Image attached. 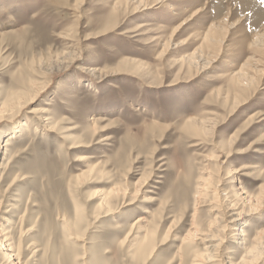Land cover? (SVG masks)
Masks as SVG:
<instances>
[{"label": "rangeland", "instance_id": "374dc122", "mask_svg": "<svg viewBox=\"0 0 264 264\" xmlns=\"http://www.w3.org/2000/svg\"><path fill=\"white\" fill-rule=\"evenodd\" d=\"M263 32L264 0H0V226L18 264H192L212 250L195 228L242 259L222 213H249L245 248L264 229Z\"/></svg>", "mask_w": 264, "mask_h": 264}, {"label": "bare ground", "instance_id": "6f19581e", "mask_svg": "<svg viewBox=\"0 0 264 264\" xmlns=\"http://www.w3.org/2000/svg\"><path fill=\"white\" fill-rule=\"evenodd\" d=\"M168 1L169 0H159V3L160 2L164 3ZM252 45L264 49V32L260 35H256L255 40L252 42ZM245 65H247V63ZM257 73L260 72L256 71V74ZM236 74L237 76L234 79L237 81V85L239 84L240 87H244V86L248 87L250 84L253 83V78L247 77L243 69H239V71L235 73V75ZM260 75H263V73L261 72ZM193 130L194 129L192 128V133H194V135L196 136L197 131L194 132ZM206 180L209 179H205L204 181ZM247 198H250L249 195H247ZM256 198L258 199L259 197ZM256 203H258V200ZM223 210L224 211L222 215L224 217L226 216L225 218H227L225 219L226 226H223V228L227 229L231 233V235L228 236L232 237L233 243L235 245L243 246L242 248H240L244 252L242 259H240L238 262L235 263L233 259L230 257L229 253L221 252L220 248H221V244L224 242L223 239L221 238L217 239L219 238L217 236L212 237L213 234H211V237L207 236L199 228H195V230H193V234H191V232L188 233L191 240L199 241L200 243H202L204 249L206 250H208L209 248H211L212 250L211 252L207 253L206 256L203 254L194 255L192 264H209L211 262H214V264H259L264 257V229L258 233L256 238L254 239V243L252 244V246L245 248L246 247L245 239H244L245 235L243 234V231H239L238 228H239V224L241 223V221L244 220L245 216H249V213H244L243 211H240L237 214L235 213L231 214L233 211L237 210L236 203L234 202H229L228 204L223 206ZM250 210L251 212L255 213L258 209L253 207V209L251 208ZM13 224L14 222L11 219H6V223L2 227L0 226V252L3 256H5V253H7V256L5 257L9 261V264H18L19 254L18 251L13 246L11 242L13 239L10 236L11 225ZM213 226L214 225H210L209 228H212ZM216 232L219 233V230H216ZM153 233H154L153 230H147L145 232V236L142 238L140 244L138 245V249H137L138 255H145L146 253H148L147 252L148 249H150L152 252L153 248L150 244V240L152 239L151 237L153 236ZM199 236H201V238H199ZM228 236L226 235V238ZM13 260H15L16 262H14Z\"/></svg>", "mask_w": 264, "mask_h": 264}]
</instances>
